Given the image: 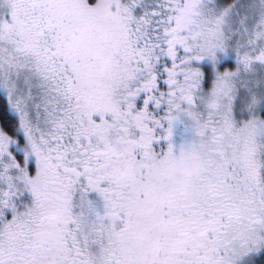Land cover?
I'll list each match as a JSON object with an SVG mask.
<instances>
[{
    "label": "snow or ice",
    "instance_id": "snow-or-ice-1",
    "mask_svg": "<svg viewBox=\"0 0 264 264\" xmlns=\"http://www.w3.org/2000/svg\"><path fill=\"white\" fill-rule=\"evenodd\" d=\"M0 264H264V0H0Z\"/></svg>",
    "mask_w": 264,
    "mask_h": 264
}]
</instances>
